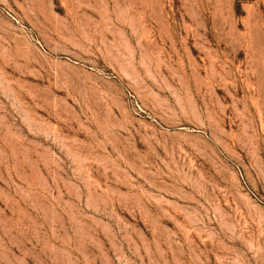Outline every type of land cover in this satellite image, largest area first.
Returning a JSON list of instances; mask_svg holds the SVG:
<instances>
[{"label":"rangeland","instance_id":"rangeland-1","mask_svg":"<svg viewBox=\"0 0 264 264\" xmlns=\"http://www.w3.org/2000/svg\"><path fill=\"white\" fill-rule=\"evenodd\" d=\"M0 264H264V0H0Z\"/></svg>","mask_w":264,"mask_h":264}]
</instances>
